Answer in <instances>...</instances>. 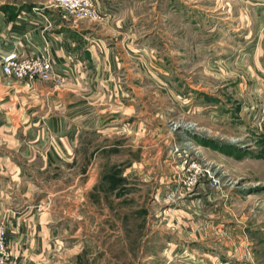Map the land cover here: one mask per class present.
<instances>
[{"label": "rangeland", "instance_id": "rangeland-1", "mask_svg": "<svg viewBox=\"0 0 264 264\" xmlns=\"http://www.w3.org/2000/svg\"><path fill=\"white\" fill-rule=\"evenodd\" d=\"M107 1L111 14L77 22L126 38L142 65L120 70L121 122L34 172L55 227L39 264H213L190 255L208 245L264 264V0ZM217 220L239 227L237 242Z\"/></svg>", "mask_w": 264, "mask_h": 264}, {"label": "crops", "instance_id": "crops-1", "mask_svg": "<svg viewBox=\"0 0 264 264\" xmlns=\"http://www.w3.org/2000/svg\"><path fill=\"white\" fill-rule=\"evenodd\" d=\"M109 3L101 0L104 8ZM0 6V60L11 50L44 54L55 59L57 72L64 75L8 80L0 65V219L6 223L11 249L8 264H39L55 227L51 205L33 199L38 196L34 172L38 166L44 171L70 163L81 133L92 132L96 125L109 127L112 116L121 122L128 84L120 70L133 62L142 64L126 38L111 43L105 29L64 16L50 0H0ZM108 23L111 27L110 19ZM111 101L119 103V111L110 114ZM219 209L223 207L215 212ZM219 222L216 233L229 230L237 242L239 227ZM233 241L221 240L227 246ZM183 244L189 242L184 239ZM208 246L191 249L195 253L190 255L213 264H243L225 255L229 249Z\"/></svg>", "mask_w": 264, "mask_h": 264}, {"label": "built area", "instance_id": "built-area-1", "mask_svg": "<svg viewBox=\"0 0 264 264\" xmlns=\"http://www.w3.org/2000/svg\"><path fill=\"white\" fill-rule=\"evenodd\" d=\"M50 5L75 21L97 20L111 14L101 6V0H50ZM0 65L8 80L64 78L62 73L57 72L55 59L44 54L23 55L19 51L11 50L2 56ZM193 167L199 172L197 165ZM11 258L6 223L0 219V264H8Z\"/></svg>", "mask_w": 264, "mask_h": 264}, {"label": "trees", "instance_id": "trees-1", "mask_svg": "<svg viewBox=\"0 0 264 264\" xmlns=\"http://www.w3.org/2000/svg\"><path fill=\"white\" fill-rule=\"evenodd\" d=\"M3 8V6H2ZM5 8V7H4ZM196 138H198L199 142H202L204 143L205 145H209L210 147L212 146L213 148L215 149H220V150H224L226 152H229V153H233L234 154V145L232 144H225L223 146H220L218 143V140L217 139H213V138H200L198 135H196ZM216 143V144H215Z\"/></svg>", "mask_w": 264, "mask_h": 264}]
</instances>
